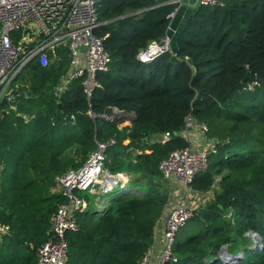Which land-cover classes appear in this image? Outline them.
<instances>
[{
  "label": "trees",
  "instance_id": "16d2710c",
  "mask_svg": "<svg viewBox=\"0 0 264 264\" xmlns=\"http://www.w3.org/2000/svg\"><path fill=\"white\" fill-rule=\"evenodd\" d=\"M174 8L166 0L97 1L98 17L106 21L95 31L107 33L111 59L97 73L89 101L80 78L55 93L69 61L65 50L59 65L42 66L34 57L11 80L12 99L0 100V222L8 225L0 264H35L65 200L50 185L57 174L80 166L96 139L116 137L105 151L110 171L163 178L160 160L187 144L173 133L187 114L206 122L207 135L218 140L192 185L207 191L219 176L220 189L193 209L185 222L190 232L179 233L185 223L179 227L174 256L164 264H264V0L189 7L173 45L176 58L165 52L141 62L138 50L166 33ZM110 105L133 111L129 124L119 127L122 118L101 116ZM163 131L172 135L149 139ZM167 203V192L133 179L99 208L78 211L79 227L66 235L68 264H140ZM249 230L257 242L221 248L240 244Z\"/></svg>",
  "mask_w": 264,
  "mask_h": 264
},
{
  "label": "built area",
  "instance_id": "2783aa9c",
  "mask_svg": "<svg viewBox=\"0 0 264 264\" xmlns=\"http://www.w3.org/2000/svg\"><path fill=\"white\" fill-rule=\"evenodd\" d=\"M98 0H0V100H11L13 88L10 82L14 75L32 58L36 57L42 66L58 63L65 50L69 56L67 67L59 75L54 90L60 94L73 78H80L86 99L89 101L92 92L99 85L97 73L106 70L110 63V53L104 46L107 35L95 30L106 20H100L97 10ZM175 3L170 12L172 16L180 6L198 4L214 5L220 0H166ZM135 10L131 13H138ZM169 52L175 55L171 38L164 34L159 39L150 40L140 48L136 57L141 62H149L160 54ZM87 113L96 114L89 107ZM106 119L122 118L118 126L129 124L134 116L116 105L108 106L100 114ZM198 131V136L195 134ZM206 122L187 114L181 129L174 134L181 135L187 144L171 150L164 156L158 168L163 178L178 186L172 194L164 213L162 246L159 264H164L174 256L176 233L192 215L193 207L186 201L191 191L196 173L206 170L209 156L216 152L218 140L207 135ZM172 133H157L156 140H165ZM126 140V139H125ZM124 140V141H125ZM116 141L109 135L106 139H96V147L83 163L55 176L54 183L59 192L65 196L51 218V235L42 242L36 252L35 264H68L67 233L79 227L77 212L90 208V201L85 191L99 193L97 202L105 203V195L115 188L125 186L133 177L125 170L110 171L104 165L106 148ZM8 229L7 224L0 222V234ZM245 235H258L249 230ZM222 245L221 248H225ZM140 264H151L149 250L141 255Z\"/></svg>",
  "mask_w": 264,
  "mask_h": 264
},
{
  "label": "rangeland",
  "instance_id": "374dc122",
  "mask_svg": "<svg viewBox=\"0 0 264 264\" xmlns=\"http://www.w3.org/2000/svg\"><path fill=\"white\" fill-rule=\"evenodd\" d=\"M190 7L192 8L194 6H190ZM131 12H132L131 10L126 11V13H131ZM153 138H154L153 136H150L149 139L150 140H153ZM73 150H74L73 148H69L67 151L69 153H71V154H74V151ZM137 150L138 149H136L134 151V153ZM76 159L79 160V156H76ZM132 160H134V159H132ZM129 172H130L131 177H133V179H135V182L136 183L141 184L144 187H148L150 185V186L156 187L159 190H164L165 192H167V194H168V202H171L172 201V200L169 201V199L172 197V194L176 190L179 189L178 186H176L175 184L171 183V181H168L167 179L162 178L161 176L153 177L152 179H150L149 176L145 175L142 172H139V171L138 172L137 171H129ZM130 183H131V181L127 185H130ZM218 188H219V184L217 182H214L213 183V187L210 190V192H212L214 194V192ZM49 190L52 193L59 192V188H58V186L54 182L50 185ZM111 193H112V191L107 192L106 195H105V197H108ZM212 193L210 194L209 198L212 197ZM189 194H191L190 197H189L190 200L191 199L194 200V199L202 196V198H201V201H202L206 197V194L207 193L206 192L202 193L201 191L196 190L194 188V186L192 185L191 186V191L189 192ZM99 196H100L99 193H93L91 191H85V197L90 201V209H94L96 207L97 197H99ZM190 226H191L190 224L185 223L179 229V233L181 234V233H184V232H190V230H191V227ZM253 240L254 239L252 238V235H245L244 234V235H242V237L240 239V244L238 242H236V241H233V242H228V243H226L224 245H226L225 246L226 248H229L230 250L234 251L235 249H237V248L240 247L241 243H246V244H248V243H254L255 240L254 241Z\"/></svg>",
  "mask_w": 264,
  "mask_h": 264
},
{
  "label": "crops",
  "instance_id": "0c3cea01",
  "mask_svg": "<svg viewBox=\"0 0 264 264\" xmlns=\"http://www.w3.org/2000/svg\"><path fill=\"white\" fill-rule=\"evenodd\" d=\"M189 7L188 6H180L176 11L175 13L171 16V20L166 28V34L169 35V37L171 38V41H172V44H176V37L180 31V29L182 28L183 26V23L186 19V17L188 16V13H189ZM174 48V47H173ZM175 50V49H174ZM174 58H176L175 55H172ZM195 134L198 136V131H195ZM151 136H153V140H156L155 138H157V133H154L152 134ZM126 142V140H125ZM219 179V176H216L215 178V181L214 182H217V180ZM213 182V183H214ZM213 183H212V187H213ZM218 183V182H217ZM212 189V188H211ZM207 190V191H201L202 193L206 192V197L204 198V200L201 201V197H198L194 200H190L189 197L191 194H189L187 197H186V201L189 205H191L193 208H197L199 206H201L202 204H204V202L209 199V196L212 192H210V190ZM220 189V186L219 188L216 190V191H219ZM199 191V190H198ZM209 191V192H208ZM213 195V193H212ZM211 198V197H210ZM173 197H171L169 199L172 200ZM169 203V202H168ZM167 203V205H168ZM166 205V207H167ZM100 205L99 203L96 201V208H99ZM166 207L162 213V215L156 220V223H155V226H154V234H153V237H152V240L148 246V250H149V254H150V259H151V264H159V261H160V255H161V246H162V232H163V227H164V224H163V220H164V213L166 211ZM90 209V208H89ZM3 235L0 234V238L2 237ZM1 253V252H0ZM2 253H3V250H2Z\"/></svg>",
  "mask_w": 264,
  "mask_h": 264
},
{
  "label": "water",
  "instance_id": "95a60500",
  "mask_svg": "<svg viewBox=\"0 0 264 264\" xmlns=\"http://www.w3.org/2000/svg\"><path fill=\"white\" fill-rule=\"evenodd\" d=\"M26 64H27V63H26ZM26 64H25V65H26ZM56 65H58V63H56ZM14 76H15V75H14ZM13 78H14V77H13ZM59 105H60V104H59ZM252 238L255 240V242H257V240L259 239V236L256 235V236H253ZM254 240H253V241H254Z\"/></svg>",
  "mask_w": 264,
  "mask_h": 264
}]
</instances>
